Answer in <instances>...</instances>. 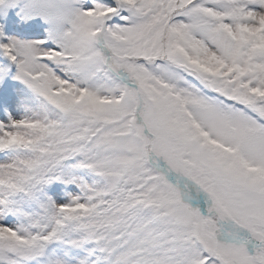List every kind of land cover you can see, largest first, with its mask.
I'll return each instance as SVG.
<instances>
[{"label": "snow or ice", "instance_id": "1", "mask_svg": "<svg viewBox=\"0 0 264 264\" xmlns=\"http://www.w3.org/2000/svg\"><path fill=\"white\" fill-rule=\"evenodd\" d=\"M0 264H264V0H0Z\"/></svg>", "mask_w": 264, "mask_h": 264}]
</instances>
